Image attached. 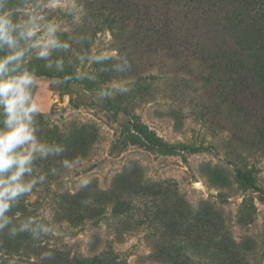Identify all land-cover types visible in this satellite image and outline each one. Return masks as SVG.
Masks as SVG:
<instances>
[{"label":"rangeland","instance_id":"1","mask_svg":"<svg viewBox=\"0 0 264 264\" xmlns=\"http://www.w3.org/2000/svg\"><path fill=\"white\" fill-rule=\"evenodd\" d=\"M78 3L82 12L69 14L64 0H0V12H10L15 23L42 15L40 23H54L56 38L68 45L46 58L29 49L22 61L34 75L37 142L61 151L33 154L31 174L21 179L37 183L4 214L0 264H87L92 257L264 264V145L242 140L244 124L219 96L217 77L150 62L137 44L124 54L102 1ZM44 32L41 27L37 36ZM9 51L5 46L0 56ZM125 59L131 68L118 71ZM116 82L129 91L111 89ZM105 90L112 95H102ZM259 90L264 94V79ZM237 170L257 187L242 184ZM83 179L90 182L80 187ZM117 201L128 209L114 212ZM217 208L233 245H216Z\"/></svg>","mask_w":264,"mask_h":264},{"label":"trees","instance_id":"2","mask_svg":"<svg viewBox=\"0 0 264 264\" xmlns=\"http://www.w3.org/2000/svg\"><path fill=\"white\" fill-rule=\"evenodd\" d=\"M101 1L104 20L115 44H120V51L125 54L130 50L129 44H137L150 62L158 58L170 61L177 65L176 70L188 74L213 73L219 96L230 101L233 116L244 124L245 131L239 134L244 136L241 139L264 145V110L257 109L260 102L264 105V94L259 90L264 79V0L257 6L252 0ZM208 44L212 45L205 48ZM246 97L256 106L247 102ZM236 177L244 185L257 187L248 173L237 170ZM21 202L28 221L27 205L24 206L25 200ZM127 209L124 201L113 206L116 213ZM216 211L213 236L219 241L216 245L230 241L233 245L220 209ZM235 256L240 258L239 253ZM87 264L127 263L92 257Z\"/></svg>","mask_w":264,"mask_h":264},{"label":"clouds","instance_id":"3","mask_svg":"<svg viewBox=\"0 0 264 264\" xmlns=\"http://www.w3.org/2000/svg\"><path fill=\"white\" fill-rule=\"evenodd\" d=\"M64 3L69 14L82 12L78 0H64ZM11 15L10 12H0V50L5 46L10 50L8 54L0 56V220H3L0 227L7 223L4 214L9 209L10 202L30 192L37 183L35 179L28 182H22L21 179L25 173L31 174L33 154L45 156L61 151L57 147L37 142L33 120L34 114L39 112V105L31 94L34 75L22 69L23 58L29 49H38L37 57L46 58L50 49L68 48L67 43L56 38L57 27L54 23H40L44 20L42 15L29 16L23 24L15 23ZM41 27L45 29L44 35L37 36ZM22 40L27 46H21ZM129 68L131 64L125 59L124 65L118 66L117 70L125 71ZM111 89L129 91L122 82L113 83ZM102 95L111 96L112 90L102 91ZM39 180L42 182L44 177H39ZM89 182L88 179H83L79 186L85 187ZM27 227V224L22 225V229ZM42 230L48 231L46 227H42Z\"/></svg>","mask_w":264,"mask_h":264}]
</instances>
